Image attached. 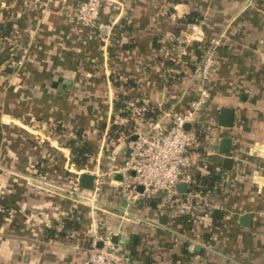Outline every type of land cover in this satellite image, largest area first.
<instances>
[{
  "label": "crops",
  "instance_id": "obj_1",
  "mask_svg": "<svg viewBox=\"0 0 264 264\" xmlns=\"http://www.w3.org/2000/svg\"><path fill=\"white\" fill-rule=\"evenodd\" d=\"M76 2L0 0V23L10 24L0 53V264H84L105 232L128 264H264V0H126L121 10L111 2L99 27L75 20ZM193 12L198 23L180 22ZM224 30L242 39L222 52L205 97L232 140L230 170L211 145L225 178L207 201L223 214L219 227L183 229L158 200L132 201L107 178L95 212L61 189L126 157L131 121L115 107L120 97L147 99L153 123L185 111L197 97L198 38ZM223 107L233 111L229 127ZM78 132L91 147L84 167L68 147ZM246 212L250 226L240 221Z\"/></svg>",
  "mask_w": 264,
  "mask_h": 264
},
{
  "label": "built area",
  "instance_id": "obj_2",
  "mask_svg": "<svg viewBox=\"0 0 264 264\" xmlns=\"http://www.w3.org/2000/svg\"><path fill=\"white\" fill-rule=\"evenodd\" d=\"M123 1L126 0H77L73 7L75 20L82 25L99 27L102 24L97 21L103 7L112 2L121 10ZM223 32H216L204 40L203 37L198 38L201 42L198 48L204 49L201 58L194 62L197 97L185 111H168L159 117L164 123H153L148 117L151 106L147 99L120 108L131 121V128L125 134L126 139H129L127 155L122 163L113 169L101 170L96 167L90 170L94 176L91 190H84L78 177L73 178L68 189H61L66 190L75 201L84 203L90 212H95L101 208V185L107 178L109 185L122 188L132 201L158 200V206L171 210L172 217L186 215L193 222L212 221L210 213L215 206L207 201L216 191L223 190L222 180L225 178H217L208 189L197 183L194 175L207 174L209 171L216 175L218 167L213 166L215 163L210 157L217 151H213L211 145L214 146L226 135L225 129L208 115L205 108L206 86L218 65V48L232 42ZM8 42L6 37L0 35V53ZM185 124H189L188 129ZM132 135L134 139H130ZM115 174L120 178L117 179ZM181 183L187 187L184 193L178 190ZM114 234L105 232L99 241L93 240L87 249L84 264H128L120 247L112 243Z\"/></svg>",
  "mask_w": 264,
  "mask_h": 264
},
{
  "label": "trees",
  "instance_id": "obj_3",
  "mask_svg": "<svg viewBox=\"0 0 264 264\" xmlns=\"http://www.w3.org/2000/svg\"><path fill=\"white\" fill-rule=\"evenodd\" d=\"M199 19H200L199 15L193 12V13H189L188 15L184 16L180 20V22L186 25V24H191V23H198ZM9 28H10L9 23H4V22L0 23V35L2 36V35L8 34ZM210 35H213V34L210 33L209 36ZM223 47H226V46L224 45ZM203 49L204 48H201V49L196 48V50L198 51L197 57H196L197 60L201 58ZM121 99L122 97H120V100ZM120 100L116 102L115 104L116 108H123L126 105V103L124 104ZM121 115H124V113H121ZM148 116H149V113H148ZM111 129H115V128L111 127ZM116 131L118 132L120 130L117 129ZM68 147L71 151V154L73 155V162L75 163V165L78 167H84L86 165V160H87V156L85 154H87L90 151L91 147L90 145L87 144V142H85L82 139V134L80 132L76 134V137L74 139H71L68 142ZM194 178L197 183L203 184L208 189H210L212 185L217 181V176L212 171H209L207 174H203V175L200 173H196L194 175ZM210 214H211V219H212L211 221L212 226L219 227L221 224V220L223 218V214L221 210L212 209ZM173 222L175 224L182 226L183 229H191L193 226L192 219H190V217L186 215L174 217Z\"/></svg>",
  "mask_w": 264,
  "mask_h": 264
},
{
  "label": "water",
  "instance_id": "obj_4",
  "mask_svg": "<svg viewBox=\"0 0 264 264\" xmlns=\"http://www.w3.org/2000/svg\"><path fill=\"white\" fill-rule=\"evenodd\" d=\"M221 114H222V117L225 118V120L223 121H220L221 125H224V126H231L232 124V117H233V111L231 109H227V108H222L221 109ZM185 128L188 129L189 128V124H185ZM135 136L132 135L130 137V139H134ZM129 140V139H127ZM232 147V140L229 136L225 135V136H222L219 141L217 142V144H215L213 146V149L215 150H219L222 154H224V158H223V162H222V166L224 169L226 170H230L232 165H233V160L232 158L230 157V149ZM78 180H79V184L82 188H85L87 190H91L92 187H93V180H94V176L90 173H86V172H82L79 174V177H78ZM139 189H141V187H138ZM186 184L184 183H181L179 186H178V190L180 193H184L186 191ZM251 218H252V213L251 212H246L244 213L241 218H240V221H241V224L243 226H250V222H251ZM136 239V235H133L132 237V241L134 242ZM112 243L115 245V246H118V237L116 234H114L112 236ZM123 248L125 249L126 248V244L128 243V240L127 239H124L123 241Z\"/></svg>",
  "mask_w": 264,
  "mask_h": 264
},
{
  "label": "rangeland",
  "instance_id": "obj_5",
  "mask_svg": "<svg viewBox=\"0 0 264 264\" xmlns=\"http://www.w3.org/2000/svg\"><path fill=\"white\" fill-rule=\"evenodd\" d=\"M234 33L231 35V33H230V35H228V33L229 32H227V30H224V32L223 33H225V35L228 37L229 36V39L232 41V42H235V44H237V43H241V41L239 42V40L240 39H242V36L239 34V33H237L238 31H233ZM232 45H229V46H227V47H220V48H218V51H219V59H218V63H219V61H220V58L221 57H223L222 56V52L224 51V50H226V51H224V52H229V53H231V52H235L234 50L235 49H233L234 47H231ZM210 84V83H209ZM209 84H207V86H206V89L208 90V88H209Z\"/></svg>",
  "mask_w": 264,
  "mask_h": 264
}]
</instances>
